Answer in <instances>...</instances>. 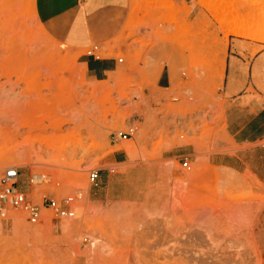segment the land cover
<instances>
[{"label":"rangeland","instance_id":"rangeland-1","mask_svg":"<svg viewBox=\"0 0 264 264\" xmlns=\"http://www.w3.org/2000/svg\"><path fill=\"white\" fill-rule=\"evenodd\" d=\"M130 4L118 34L76 52L39 28L35 0H0V181L18 168L20 189L41 207L45 197L83 192L73 219L43 209L33 221L9 209L0 219V264H264L263 143H235L221 122L222 96L210 99L190 82L174 96L152 92L146 77L167 36L162 23L190 30L199 5L228 28L235 39L229 60L247 70L246 41L264 45V0ZM96 46L98 57L123 60L116 78L87 76L80 62ZM130 64L136 75H128ZM134 124L132 139L114 140ZM119 149L129 159L112 164ZM94 170L97 188L89 182ZM32 176L44 182L31 187Z\"/></svg>","mask_w":264,"mask_h":264},{"label":"crops","instance_id":"crops-1","mask_svg":"<svg viewBox=\"0 0 264 264\" xmlns=\"http://www.w3.org/2000/svg\"><path fill=\"white\" fill-rule=\"evenodd\" d=\"M103 2L97 5L96 0H35L36 21L48 39L77 52L93 43L109 41L130 17V0L128 3L124 0ZM190 18L193 22L190 23V30H186L183 23L179 26L162 23V30L166 29L167 36L162 33L159 48L152 52L149 68H154L156 72L146 75L151 84L150 90L161 89L166 91V95L174 96L181 92L180 84L190 82L196 92L210 94V99L222 96L218 102L223 115L221 122L235 143H263L264 104L256 96L264 98V92L259 88L264 77V45L246 41L251 45L246 53L249 58L241 61L249 63V67L241 71L237 62L229 60L235 39L228 28L216 23L211 12L201 5L195 7ZM165 19L163 10L161 21ZM255 48L257 52L252 58L250 54ZM80 63L92 82H104L118 76L121 62L117 57L93 58L84 55ZM193 63L198 64L200 70H193V74L184 77L182 70L186 69L187 74ZM128 75H136V68L131 64ZM143 77L145 73L142 71L140 78ZM197 85L203 87L197 88ZM250 87L253 93L249 92ZM248 96L254 98L248 100ZM112 158V164H122L128 161L129 154L126 149H119L114 151ZM217 165L238 171L233 164L221 162ZM257 175L264 180V171Z\"/></svg>","mask_w":264,"mask_h":264},{"label":"built area","instance_id":"built-area-1","mask_svg":"<svg viewBox=\"0 0 264 264\" xmlns=\"http://www.w3.org/2000/svg\"><path fill=\"white\" fill-rule=\"evenodd\" d=\"M99 47H94L88 51V57L100 58L97 56ZM123 60L120 59V62ZM138 133V127L134 124L130 126L127 132H119L114 134L115 141H128ZM264 145V142H263ZM183 167L187 168L189 162L187 159L183 162ZM21 171L16 168H9L1 178L0 185V219L6 221L8 219L9 209L21 211L28 215L30 220L38 221L42 217V210L51 211L59 219H73L76 217L75 205L83 197V192L76 191L75 193L59 199L56 196L45 197L42 207L34 204L27 193L20 189ZM44 176H32L30 179V186L44 182ZM90 185L94 188L100 186V172L91 171L89 173Z\"/></svg>","mask_w":264,"mask_h":264},{"label":"bare ground","instance_id":"bare-ground-1","mask_svg":"<svg viewBox=\"0 0 264 264\" xmlns=\"http://www.w3.org/2000/svg\"><path fill=\"white\" fill-rule=\"evenodd\" d=\"M236 34L244 36L245 34L243 32H237Z\"/></svg>","mask_w":264,"mask_h":264}]
</instances>
